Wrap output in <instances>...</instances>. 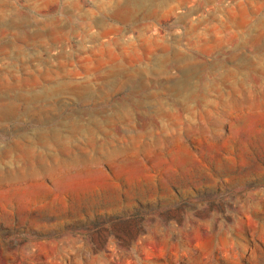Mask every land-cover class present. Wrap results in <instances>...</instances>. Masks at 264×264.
<instances>
[{
	"label": "rangeland",
	"instance_id": "1",
	"mask_svg": "<svg viewBox=\"0 0 264 264\" xmlns=\"http://www.w3.org/2000/svg\"><path fill=\"white\" fill-rule=\"evenodd\" d=\"M0 264H264V0H0Z\"/></svg>",
	"mask_w": 264,
	"mask_h": 264
}]
</instances>
